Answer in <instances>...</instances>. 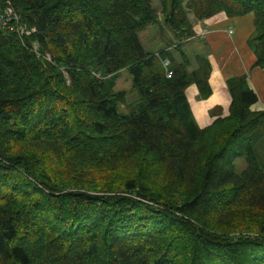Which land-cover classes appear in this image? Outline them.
Listing matches in <instances>:
<instances>
[{"label":"trees","instance_id":"obj_1","mask_svg":"<svg viewBox=\"0 0 264 264\" xmlns=\"http://www.w3.org/2000/svg\"><path fill=\"white\" fill-rule=\"evenodd\" d=\"M159 3L0 0L30 30L0 25V264H264V111L234 76L228 114L200 127L185 90L208 98L211 64L183 50L189 14L252 13L264 67V0ZM160 15L171 39L145 52Z\"/></svg>","mask_w":264,"mask_h":264},{"label":"crops","instance_id":"obj_2","mask_svg":"<svg viewBox=\"0 0 264 264\" xmlns=\"http://www.w3.org/2000/svg\"><path fill=\"white\" fill-rule=\"evenodd\" d=\"M189 19L195 35L184 44H195L194 54L197 56V51L203 50L211 64V95L200 99L195 84L185 90L197 124L205 127L218 116L228 114L231 98L226 81L239 75L246 76L250 88L258 96L251 109L264 111V67L254 66L256 56L249 43L256 27L255 16L249 13L231 17L220 12L204 20H196L189 14Z\"/></svg>","mask_w":264,"mask_h":264},{"label":"rangeland","instance_id":"obj_3","mask_svg":"<svg viewBox=\"0 0 264 264\" xmlns=\"http://www.w3.org/2000/svg\"><path fill=\"white\" fill-rule=\"evenodd\" d=\"M151 6L154 10L160 13V3L159 0H149ZM254 15V14H253ZM255 16V15H254ZM139 40L142 44V47L145 52L148 53H156L157 51L164 49L169 40L171 39V35L167 28L165 27L163 20H160L156 23L149 24L143 30L138 32ZM195 44H184L183 50L186 54L192 59V62L195 63L196 55L194 54L196 50ZM200 51L197 55H203L204 51L199 49ZM174 52V51H173ZM115 82V87L113 90L116 91H124L127 94L126 103L118 106V111L120 113H128L131 109L136 107L137 103V93L132 91V76L128 70L120 71L113 79ZM235 171L236 173H240L246 166V162L243 158H238L234 161Z\"/></svg>","mask_w":264,"mask_h":264},{"label":"built area","instance_id":"obj_4","mask_svg":"<svg viewBox=\"0 0 264 264\" xmlns=\"http://www.w3.org/2000/svg\"><path fill=\"white\" fill-rule=\"evenodd\" d=\"M12 22L16 23V26L18 28L17 30H18L20 36L22 34H28L30 32V30H28L27 27H25L22 24H19L20 17H19L18 14L13 12L12 9H5L2 13H0V25L2 27H5V26L7 27L8 26V28H13L15 25H13ZM31 30L34 31V28H31ZM163 65L167 66L168 65V61L167 60L163 61ZM171 74H172L171 71L166 70L167 77H170Z\"/></svg>","mask_w":264,"mask_h":264}]
</instances>
